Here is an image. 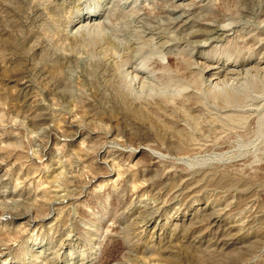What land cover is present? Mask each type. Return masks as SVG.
<instances>
[{
    "label": "rangeland",
    "instance_id": "374dc122",
    "mask_svg": "<svg viewBox=\"0 0 264 264\" xmlns=\"http://www.w3.org/2000/svg\"><path fill=\"white\" fill-rule=\"evenodd\" d=\"M0 264H264V0H0Z\"/></svg>",
    "mask_w": 264,
    "mask_h": 264
},
{
    "label": "bare ground",
    "instance_id": "6f19581e",
    "mask_svg": "<svg viewBox=\"0 0 264 264\" xmlns=\"http://www.w3.org/2000/svg\"><path fill=\"white\" fill-rule=\"evenodd\" d=\"M76 20L77 28L83 27L88 24L92 25L98 22L97 15L94 13L79 16ZM208 35L209 36L207 37V39L202 43L203 47L209 46L213 42H220V40L227 38L230 34L229 30L224 26L220 24H214L211 25L210 33ZM136 72L138 74H136V76L138 78L140 77V79H142L141 81L145 80L138 70ZM241 73V69H239L235 65H230V62L221 64L218 59H208L204 65L205 79L211 86H217L222 82L225 83V81L228 79H239Z\"/></svg>",
    "mask_w": 264,
    "mask_h": 264
}]
</instances>
